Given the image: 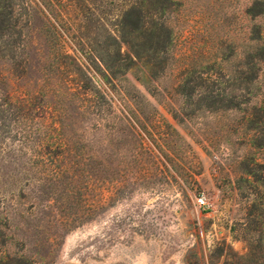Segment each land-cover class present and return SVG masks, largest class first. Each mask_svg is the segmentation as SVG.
I'll list each match as a JSON object with an SVG mask.
<instances>
[{"label": "rangeland", "instance_id": "1", "mask_svg": "<svg viewBox=\"0 0 264 264\" xmlns=\"http://www.w3.org/2000/svg\"><path fill=\"white\" fill-rule=\"evenodd\" d=\"M255 1L0 0V264H264Z\"/></svg>", "mask_w": 264, "mask_h": 264}, {"label": "trees", "instance_id": "2", "mask_svg": "<svg viewBox=\"0 0 264 264\" xmlns=\"http://www.w3.org/2000/svg\"><path fill=\"white\" fill-rule=\"evenodd\" d=\"M254 5H261L262 9L257 11L258 15L264 13V0H256ZM254 8H249L247 10L248 14L251 16H255V12H253ZM146 21L143 19L138 18L135 22L132 23L131 30L121 37L123 43L127 44L129 49L131 50L132 56L129 59L130 64H134L135 61H140L143 63V66L147 68L148 66L152 67L153 69L149 70H159L161 64L163 62L159 58V54L163 49L167 48L169 43L171 42V35L172 33L167 32V27L165 28L163 24L157 23L155 19L150 27H148ZM165 32V33H164ZM126 33V32H125ZM164 33V34H163ZM132 36V37H131ZM259 43L256 45L257 51L262 55H258V57L254 58L253 63H250V56L247 57V61L244 63L243 67L245 69L244 79L247 77V73H254L255 69H257V65L262 64L264 62V38L262 36L259 37ZM143 47V49H140ZM118 56H120V51L117 52ZM155 59V60H154ZM156 62V60H158ZM155 61V62H154ZM257 77V74H256Z\"/></svg>", "mask_w": 264, "mask_h": 264}, {"label": "built area", "instance_id": "3", "mask_svg": "<svg viewBox=\"0 0 264 264\" xmlns=\"http://www.w3.org/2000/svg\"><path fill=\"white\" fill-rule=\"evenodd\" d=\"M198 205L199 207H202L205 205V202L202 199H198Z\"/></svg>", "mask_w": 264, "mask_h": 264}]
</instances>
